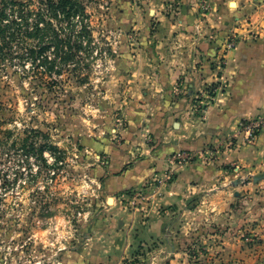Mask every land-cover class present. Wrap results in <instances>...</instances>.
Returning <instances> with one entry per match:
<instances>
[{"label": "rangeland", "instance_id": "rangeland-1", "mask_svg": "<svg viewBox=\"0 0 264 264\" xmlns=\"http://www.w3.org/2000/svg\"><path fill=\"white\" fill-rule=\"evenodd\" d=\"M22 1L29 16L28 22L22 21L26 26L34 24L40 10L51 18L46 0ZM154 1L82 0L88 13L86 19L91 23L92 41L89 45L85 39L79 51L77 59L84 66L79 75L68 70L42 79L34 71L33 59L22 58L18 46L9 53L6 49L5 54L0 51V264H65L64 257L72 254L76 246H83L94 227H103L107 244L115 243L117 233L125 242L129 234L138 236L152 217L162 215L167 216L164 227L168 232L172 229V257L188 264H215L232 255L225 232L229 231L227 221L232 219L229 211L241 206L243 209L241 202L217 204L204 196L201 190L208 189L212 182L188 189L182 195L186 198L183 202L162 205L154 200L164 194L169 184L185 179L187 165L196 161L214 164L219 146L177 148L165 156L160 172L150 170L143 178L145 171L156 166L152 152L164 143L163 137H157L164 129L147 118L155 114L149 100H144V105L133 104L135 94L129 92L132 82L127 76L135 77L134 72L141 69L144 47L147 64L150 59L152 46L148 44L153 43L144 46L142 41H146L144 34L150 35L158 28ZM217 1L194 0V16L200 19L210 13L218 15ZM185 3L186 0L170 1L166 11L175 19L188 17ZM21 8L11 0H0V22L20 18ZM252 10L245 15L248 22H253V17L257 21L259 13L255 11L260 8L254 6ZM261 11L258 18L264 19V0ZM74 24L79 29L81 18ZM251 34L254 38L259 35L253 31ZM231 39L235 47L240 36L230 34L226 43ZM49 53L54 56L53 50ZM222 63L227 64L224 60ZM154 70L160 71V66ZM180 82L165 94L161 113H171L179 103L182 112L203 119L218 85L202 84L195 91L197 96L190 100L186 98V85L180 86ZM141 94L139 98H143ZM182 116L183 113L177 115V124ZM251 122L258 124L252 135L248 131ZM239 128L244 132L242 143L254 144L264 132V115L242 120ZM225 143L226 147L237 145L234 138ZM109 166L119 172L112 173ZM131 166H138L134 176L140 182L110 193L111 174L123 175ZM208 167L214 168L209 178H219L214 183L229 177L246 185L264 178V170L256 173L235 165ZM222 168L225 175L214 173ZM181 191H185L183 187ZM223 213L225 218L221 219ZM248 224L246 220L233 226L243 249L256 238ZM160 243L162 236L142 248L144 252L151 251L150 256L156 251L155 244Z\"/></svg>", "mask_w": 264, "mask_h": 264}, {"label": "crops", "instance_id": "crops-1", "mask_svg": "<svg viewBox=\"0 0 264 264\" xmlns=\"http://www.w3.org/2000/svg\"><path fill=\"white\" fill-rule=\"evenodd\" d=\"M170 1L174 0L153 2L155 5L153 10L158 15L156 23L158 28L150 35L144 34L143 39L146 38V41H142L144 46L153 43L148 44L152 46L148 54L150 67L145 58L144 47L141 69L134 72L135 77L127 76L132 82L128 88L129 92L131 95L135 94L132 95L133 104L144 105L143 101L149 100L150 105L155 107V114H148L147 118L164 129L157 135L163 137L164 143L152 152L156 166L145 171L143 178L150 170L160 172L164 168L165 156L177 148L196 150L203 146H219L218 159L214 164L196 161L187 165L185 179L169 184L164 194L154 199L155 203L163 205L183 202L186 198L182 195H186L188 189L191 191L193 188H201L212 182V186L208 185V189L201 190L204 196L208 195V198L217 204L230 205L234 201H239L245 209L243 210L241 206L240 209L229 211L232 219L227 221L229 231L225 234L229 236L227 247L229 245L233 252L230 257L223 258L215 264H264V178L254 184L246 185L237 184L235 178L231 180L229 177L214 183L219 178H209V172L214 168L208 167L235 165L256 173L264 170V132H260L254 144H243L244 132L239 128L242 120L264 115V19L258 18L263 14L261 11L263 0H218L216 3L218 15L210 13L200 19L192 12L194 0H186L184 7L189 10L188 17L182 15L180 19L173 18L166 11ZM230 6H233V10ZM254 6L260 8L255 11L259 13L256 17L257 21L253 17V22H248L245 15H250L254 11H251V7ZM220 15L223 17L220 18ZM252 31L258 32L259 35L254 38ZM237 33L240 36L237 45L225 51L227 37ZM222 60L227 64L223 65ZM158 66L160 71H155L154 68ZM149 69L151 70L147 73ZM179 81H181L180 86L186 85L188 90L186 98L190 100L193 96H197L195 91L202 84L218 85L203 119L199 115L191 117L188 113L182 112L179 103L171 113H161L160 106L166 103L165 94ZM144 87H148L147 90ZM140 92H143L141 94L143 98H139ZM182 113L183 120L180 119L177 124L179 119L177 115ZM231 138L237 141L238 147L225 146V142ZM137 167H129V170H124L123 175L111 174L113 177L108 181L109 192L114 194L140 182L134 176ZM109 170L112 173L119 172L113 166H109ZM224 170V168L217 169L214 173L225 175ZM182 187L185 191H181ZM244 189L247 190L246 196H243ZM244 204H247L246 207ZM150 214H153V211H150ZM166 217L163 215L150 217V224L142 226L138 236L132 237L129 234L125 242L122 234L117 233L114 235L113 244L105 243L107 240L101 230L103 227H94L86 243L83 246H76L72 254H67L64 263L188 264L182 259L171 256L172 229L168 232V228L164 227ZM220 217L219 215L218 218ZM224 218L223 213L221 219ZM246 220L256 238L252 245L243 249L241 241L235 236L236 231H233V226L243 224ZM230 224L232 226H229ZM108 230V228L104 229L105 232ZM237 234H240V231H237ZM161 236L163 243L155 244L154 253L149 256L151 251L144 252L142 247L146 242L155 241ZM60 263L62 261H59Z\"/></svg>", "mask_w": 264, "mask_h": 264}, {"label": "trees", "instance_id": "trees-1", "mask_svg": "<svg viewBox=\"0 0 264 264\" xmlns=\"http://www.w3.org/2000/svg\"><path fill=\"white\" fill-rule=\"evenodd\" d=\"M11 1L13 5L22 7L21 16L9 23L0 22V51L3 53L6 49L9 53L13 51L14 46H18L22 58L33 59L34 71L42 79L50 73L63 74L68 70H74L78 75L82 73L84 66L81 64L82 61L77 59L79 51L85 39L89 40V45L92 41L91 23L86 19L88 13L82 0H46L51 18H46V12L40 10L34 24L30 22L27 26L22 22L29 21L24 1ZM78 17L81 18L79 29L74 24ZM53 18L63 19L67 23H56ZM32 38H35L33 42L30 41ZM50 50H53L54 56H51ZM71 64L73 67L70 68Z\"/></svg>", "mask_w": 264, "mask_h": 264}, {"label": "built area", "instance_id": "built-area-1", "mask_svg": "<svg viewBox=\"0 0 264 264\" xmlns=\"http://www.w3.org/2000/svg\"><path fill=\"white\" fill-rule=\"evenodd\" d=\"M232 40H233V39H231L230 41H228V42L226 43V50H229V49L233 48L232 46H233L234 42H233ZM227 48H228V49H227ZM256 125H258V124H255L254 122H251V123L248 125V131H249L250 135H252L253 132H255V126H256Z\"/></svg>", "mask_w": 264, "mask_h": 264}, {"label": "bare ground", "instance_id": "bare-ground-1", "mask_svg": "<svg viewBox=\"0 0 264 264\" xmlns=\"http://www.w3.org/2000/svg\"><path fill=\"white\" fill-rule=\"evenodd\" d=\"M233 5H236V3H233Z\"/></svg>", "mask_w": 264, "mask_h": 264}]
</instances>
